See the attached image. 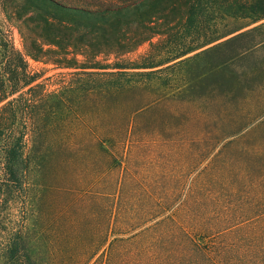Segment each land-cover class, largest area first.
Returning <instances> with one entry per match:
<instances>
[{
  "label": "trees",
  "instance_id": "16d2710c",
  "mask_svg": "<svg viewBox=\"0 0 264 264\" xmlns=\"http://www.w3.org/2000/svg\"><path fill=\"white\" fill-rule=\"evenodd\" d=\"M211 1L0 0L21 44L15 48L0 24L2 264H39L25 220L28 198L46 185L50 170L61 173L66 196L60 264H264V173L205 167L194 178L201 185L183 191L129 187L141 178L117 161L130 151L127 145L158 137V123L148 127L138 119L190 87L170 83L158 93L153 78L264 19V0H219L225 15L246 21L223 33L212 21L209 35L195 45L157 48L152 39L164 35V22L191 19L200 26L198 15L213 9ZM169 14L170 21L161 19ZM145 42L146 51L127 57ZM27 59L58 71L41 78ZM89 208L94 230L81 243L75 210Z\"/></svg>",
  "mask_w": 264,
  "mask_h": 264
},
{
  "label": "rangeland",
  "instance_id": "374dc122",
  "mask_svg": "<svg viewBox=\"0 0 264 264\" xmlns=\"http://www.w3.org/2000/svg\"><path fill=\"white\" fill-rule=\"evenodd\" d=\"M213 2V9L204 10L198 15L199 21H202L200 26L191 19L178 26L164 22L161 26L164 35L152 39L159 43L157 48L182 42L195 45L209 35L211 28L206 25L212 21L217 23V33H223L226 28H237L246 21L225 15V10L219 8L221 2ZM173 15L161 19L170 21ZM0 24L7 30L14 47L20 49L18 32L5 22L1 10ZM253 26L256 28L200 57L183 62L172 71L159 74V79H152V91L158 93L168 91L167 85L170 83L178 86L186 82L190 87L175 96V101H171L173 106L170 101L161 103L154 110L136 118L139 122L144 120L148 127L158 123L159 134L155 140L145 138L127 145L130 151L125 158L117 157V161L122 160L130 172L141 178L139 183H129V187L152 185L183 191L188 186L201 185L194 178L205 167L211 168L210 173L223 172L226 168H243L254 175L264 173V19L235 33ZM147 48L148 43L145 42L127 57L133 59ZM225 60V64L214 67ZM27 63L29 69L42 72L41 78L58 71L50 64L31 59H27ZM99 162L95 160L96 165ZM145 175L153 179L152 183L143 181ZM44 178L46 185L41 187L39 193L33 190L28 198L25 226L39 264H60L64 254L61 250H65L62 227L66 196L59 171L50 170ZM261 202L264 204V199ZM75 215L79 219L77 226H80L78 233L82 243L92 238L93 211L90 208L75 210Z\"/></svg>",
  "mask_w": 264,
  "mask_h": 264
}]
</instances>
